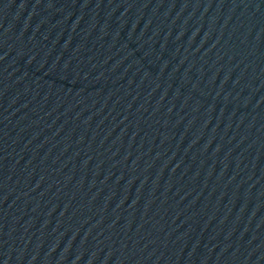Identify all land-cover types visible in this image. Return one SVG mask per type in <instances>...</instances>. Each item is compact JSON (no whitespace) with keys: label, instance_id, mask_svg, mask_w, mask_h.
Here are the masks:
<instances>
[{"label":"water","instance_id":"obj_1","mask_svg":"<svg viewBox=\"0 0 264 264\" xmlns=\"http://www.w3.org/2000/svg\"><path fill=\"white\" fill-rule=\"evenodd\" d=\"M0 264H264V0H0Z\"/></svg>","mask_w":264,"mask_h":264}]
</instances>
